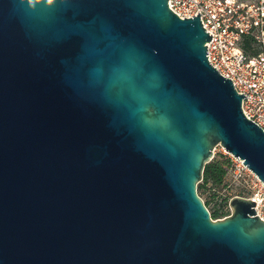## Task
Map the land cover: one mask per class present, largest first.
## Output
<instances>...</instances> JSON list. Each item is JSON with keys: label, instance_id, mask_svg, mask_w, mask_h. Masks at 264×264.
<instances>
[{"label": "water", "instance_id": "95a60500", "mask_svg": "<svg viewBox=\"0 0 264 264\" xmlns=\"http://www.w3.org/2000/svg\"><path fill=\"white\" fill-rule=\"evenodd\" d=\"M168 0H0V264H264L244 197L212 220L221 146L264 183V130Z\"/></svg>", "mask_w": 264, "mask_h": 264}, {"label": "built area", "instance_id": "2783aa9c", "mask_svg": "<svg viewBox=\"0 0 264 264\" xmlns=\"http://www.w3.org/2000/svg\"><path fill=\"white\" fill-rule=\"evenodd\" d=\"M168 7L180 19L200 13L201 24L211 36L205 44L208 62L222 77L231 80L238 94L246 96L241 103L244 116L264 130V0L257 4L239 0H168ZM246 38L258 45L257 55L243 51ZM232 158L235 161L231 172L235 177H246L252 191L247 199L256 203L254 216L264 221V183L242 160Z\"/></svg>", "mask_w": 264, "mask_h": 264}, {"label": "trees", "instance_id": "16d2710c", "mask_svg": "<svg viewBox=\"0 0 264 264\" xmlns=\"http://www.w3.org/2000/svg\"><path fill=\"white\" fill-rule=\"evenodd\" d=\"M242 49L245 53L250 56H255L259 53V48L256 43L250 38L244 39L242 43ZM228 160H223L221 158L213 157L210 162H208L203 169L202 180L197 185V193L200 197L205 194L210 188H219L223 185L224 178L227 174L229 168ZM210 186V187H209ZM229 197H225L222 202L215 204L210 207V201L203 202L207 208L212 220L222 219L223 217L229 215L228 202Z\"/></svg>", "mask_w": 264, "mask_h": 264}, {"label": "rangeland", "instance_id": "374dc122", "mask_svg": "<svg viewBox=\"0 0 264 264\" xmlns=\"http://www.w3.org/2000/svg\"><path fill=\"white\" fill-rule=\"evenodd\" d=\"M239 1L243 4H250V3L257 4L262 0H239ZM213 157L221 158L223 160H228L230 165L227 170V174L224 178L223 185L219 188L208 189L205 194H202L200 196L202 201L203 202L207 200L210 201V207H213L215 204H219L220 202H222L225 197H229L230 200L236 196L244 197V198L250 197L252 195V191L250 190L248 183L246 182V177L244 175L235 177L230 170V167L234 169V166L232 165L234 164L235 161L232 160L233 156L227 153L221 146H216L213 151ZM228 210H229V215H231L232 209L229 206V202H228Z\"/></svg>", "mask_w": 264, "mask_h": 264}, {"label": "clouds", "instance_id": "9594fccd", "mask_svg": "<svg viewBox=\"0 0 264 264\" xmlns=\"http://www.w3.org/2000/svg\"><path fill=\"white\" fill-rule=\"evenodd\" d=\"M49 2H51V0H49Z\"/></svg>", "mask_w": 264, "mask_h": 264}]
</instances>
